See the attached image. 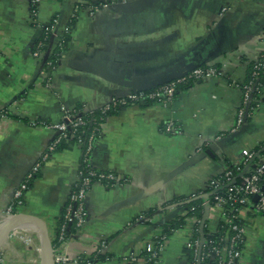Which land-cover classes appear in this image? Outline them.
I'll return each instance as SVG.
<instances>
[{
  "label": "crops",
  "instance_id": "1",
  "mask_svg": "<svg viewBox=\"0 0 264 264\" xmlns=\"http://www.w3.org/2000/svg\"><path fill=\"white\" fill-rule=\"evenodd\" d=\"M77 2L37 0L32 19L29 0H0V110L10 114L0 121V218L13 189L55 138L48 126L58 124L65 111L97 110L129 93L122 71L131 82L150 81L183 65H218L222 78L179 91L166 107L124 106L105 117L90 164L113 171L120 181L89 187L87 223L65 244L57 241L58 221L78 182L82 150L76 143L50 155L15 208L45 223L54 253L67 255L68 264L93 253L101 239L107 241L106 257L95 264H144L155 237L184 208L171 204L150 221L139 217L205 189L264 142V94L255 97L253 115L233 131L241 102L234 84L246 82L249 64L264 53V0H128L121 9L102 6L92 13L77 9ZM51 25L48 56L60 40L66 42L48 84L33 49ZM170 121L179 128L175 135L164 129ZM196 220L186 217L167 236L156 264H187ZM218 223L219 211L209 208L204 227L215 233ZM245 225L241 264H264V215H246ZM23 231L16 228L0 240V264H37L36 247L25 241L27 234L37 237Z\"/></svg>",
  "mask_w": 264,
  "mask_h": 264
},
{
  "label": "built area",
  "instance_id": "2",
  "mask_svg": "<svg viewBox=\"0 0 264 264\" xmlns=\"http://www.w3.org/2000/svg\"><path fill=\"white\" fill-rule=\"evenodd\" d=\"M78 7L83 3V0H77ZM128 0H93L95 5L87 4L83 9L89 10L91 13L96 11L99 7L109 6L115 3L127 2ZM31 18L35 16V7L37 0H29ZM226 9H222L224 12ZM53 25L44 28V37L47 38L52 34ZM42 39L37 41L34 45L33 56L41 58L43 60V67L41 76L45 79V82H50V72L53 70V65L48 61L49 57L43 48ZM57 47L61 50L60 58L62 57V50L64 49V43L62 40L58 43ZM46 57V59H45ZM261 57V56H260ZM257 58L254 63V72L252 74L255 79L259 71L264 72V60ZM45 59V60H44ZM60 60V59H59ZM223 72L220 69L215 68L213 65H209L206 68L201 66L187 73L181 78L172 80L156 89L152 90L148 94L145 91L137 93H128L119 97H113L108 105L100 108L102 112L107 111L111 106L123 107L134 106L142 104L145 101L153 100L155 104H159L163 107L170 105L175 95L177 94V85L186 82L188 80L199 83L212 78H222ZM241 93L240 106L236 111L233 131L243 126L247 118L251 117L255 112V105L257 99L255 96H262L264 94V83L253 84V81L246 83L234 84ZM94 111V110H93ZM93 111H65L61 121L58 124L50 125L48 127L56 131V136L49 143L45 153L41 158L30 168L19 184L13 189L11 193V201L4 211H2L1 219H9L16 215L15 208L21 205L24 192L28 189L29 184L34 177L39 173L44 162L50 157L51 154L62 144L76 143L82 150L81 165L78 172V182L71 189L67 196V202L63 214V223L58 229L57 241L59 245L66 243L68 235L75 232H79L87 223L88 214L86 210V196L89 187L93 183H100L106 181L111 186L117 184L120 179L113 171L95 169L90 164V154L92 152L93 145L97 139V136L101 132V128H94L91 134L82 138L77 134L79 128L90 125L92 121L85 120L82 114L92 113ZM8 109L0 110V121L8 117ZM32 126H36V122L30 123ZM165 131L168 134L175 135L179 131L174 122H167L165 125ZM96 133V134H95ZM220 139V136L218 137ZM255 151L250 150L244 153L240 163L233 166L234 168H224L218 175L210 179L205 189H201L198 192L190 195L191 199L202 196V192L211 189L214 195L211 200H208L209 208L219 211V223L215 233L222 230V234L219 239H204L202 231L200 230L201 219L196 220V226L192 229V239L186 245L187 251L190 252L187 256V264H241V259L245 250L247 233L245 218L246 215L259 216L264 215V155L259 158L256 163H253L255 157ZM238 174V180L236 175ZM223 191L219 193V191ZM204 205V203H203ZM172 209L173 205L160 206L158 211ZM2 221V220H1ZM138 221H150L143 215L139 217ZM166 237L161 233L155 237L153 245L147 249L145 253L144 264H156L160 253L164 247ZM107 248V241L101 239L94 252L103 253ZM91 254L83 252L73 261L77 264H95L91 260ZM126 260V259H125ZM130 261H135L136 258L130 257ZM1 261V258H0ZM70 259L65 254L54 253L53 264H68Z\"/></svg>",
  "mask_w": 264,
  "mask_h": 264
},
{
  "label": "trees",
  "instance_id": "3",
  "mask_svg": "<svg viewBox=\"0 0 264 264\" xmlns=\"http://www.w3.org/2000/svg\"><path fill=\"white\" fill-rule=\"evenodd\" d=\"M80 4L81 5L78 7V9L79 8L83 9L87 4L95 5L93 0H83V3H80ZM49 38H50V36L47 37V38H42V41H43V44H44L43 48H42L43 52H45L47 50V47L49 45ZM65 42L66 41L64 39V41H63L64 46H65ZM60 54H61V50L58 47L55 48V50L52 51L48 61L51 62L53 67L57 66L58 61L60 59ZM260 59L264 60V53L261 55ZM207 66H209V65H202L201 67L202 68H206ZM213 66L215 68H217V69H220L218 65H213ZM253 72H254V63H250L249 66H248V76H247L246 82L252 80L253 84H256V85L259 84V83H264V72L262 70L259 71V73H258V75H257V77L255 79L252 76ZM193 84H195L194 81L188 80L186 82H183V83L177 85V89H178L177 94L179 93V91H181V90H183V89H185V88H187V87H189V86H191ZM156 88L157 87H155V88H153L151 90H147V91H145V93L148 94L149 92H151L152 90H154ZM177 94L175 95V97L177 96ZM150 104H155V103H154L153 100H148L147 99V101H145L144 103H142V104L139 103L137 105L138 106H146V105H150ZM119 108L120 107H117V106H111L105 112H102L100 109H97V110H94L91 114L90 113H86V114L83 113L82 117L85 120H88V121L91 120L92 123H90V125L87 124L86 126L79 128L78 131H77V134L80 137H82V138L88 137L91 134V132L93 131L94 128H101V124L105 120V117H107L109 114H111L113 112H116ZM74 111L81 112L82 111V107H77ZM9 116H10V114L8 115V117ZM177 129L179 131L178 127H177ZM59 147H61V146H59ZM253 151H255L256 155L253 158L252 162L256 163L259 160V158L264 155V142L261 143L260 145H258L257 147H255L253 149ZM229 167L234 168L233 166H229ZM235 175H236V180H238V176L239 175L238 174H235ZM263 182H264V180H263ZM102 184L111 186V184L107 183L106 181H102ZM222 192H223L222 190L219 191V193H222ZM208 193H211V195L209 196V200H211L213 195H214V192L210 188L202 192L203 195L208 194ZM171 204H178L179 206L184 208V214L181 217H179L178 220L170 222L169 224L167 223L166 225H164L163 230H162V234L166 238L172 231H174V229H176L179 226L183 225L184 219L186 217L194 215L198 219H201L202 215H203V201L201 199V196L197 197V198H194V199H191L190 197L189 198L179 197V198H176V199H174L172 201H169V202L165 203L162 207L167 206V205H171ZM158 212H160V211H158V209H153L149 213H145L143 216L145 218H147V220H151ZM62 223H63V218L58 221V228L62 225ZM72 232H75V231L73 230ZM202 234H203V237H204L205 240L206 239H212V238L219 239V237L222 234V230L219 229V231L217 233H209L207 231L206 227H204L203 231H202ZM53 244H54V242H53ZM55 246H56V244H55ZM53 247H54V245H53ZM187 253H188L189 257H190V252L187 251ZM142 256L144 257L143 254H142ZM105 257H106V254L104 252L103 253L93 252L91 254V258L90 259L93 260L94 262H96L98 260L104 259Z\"/></svg>",
  "mask_w": 264,
  "mask_h": 264
},
{
  "label": "water",
  "instance_id": "4",
  "mask_svg": "<svg viewBox=\"0 0 264 264\" xmlns=\"http://www.w3.org/2000/svg\"><path fill=\"white\" fill-rule=\"evenodd\" d=\"M126 4H127V2H124V3L118 2V3H115L113 5H109V7H115V8L121 9ZM47 55H48V51L46 53V57H47ZM46 57H45V59H46ZM198 67H200V66L199 65H195V66L183 65L179 70H177L173 73H170L168 75H164L158 79L150 80V81L135 80V81L131 82V81H129V73H127L126 71L121 72V78H124V77L126 78L127 81L125 82V84L129 88H131V91L129 93H137V92H141V91L151 90L155 87L161 86V85L168 83L172 80L181 78L184 75H186L187 73L191 72L192 70H194ZM207 154L211 155V152L207 151ZM210 195H211V193H208V194L201 196V199L204 203L203 215H202L200 225H199L201 231L203 230L205 222H206L207 217H208V210H209L208 200H209ZM7 220H8V223L0 228V240L3 237L7 236L10 231L18 228V225L22 221L33 223L37 227V233H38L39 240H40L41 246L43 248V254L45 257V264H53L54 251H53L52 243L49 239L47 227H46L45 223L40 218L34 217V216H29V215L16 214Z\"/></svg>",
  "mask_w": 264,
  "mask_h": 264
},
{
  "label": "bare ground",
  "instance_id": "5",
  "mask_svg": "<svg viewBox=\"0 0 264 264\" xmlns=\"http://www.w3.org/2000/svg\"><path fill=\"white\" fill-rule=\"evenodd\" d=\"M7 223H8V220L1 221L0 222V228L3 227L4 225H6ZM18 229H21V230H24V231H28L30 234L36 236L39 239V236H38V233H37V227L33 223L22 221L18 225ZM35 253L38 256L37 264H45V257H44V254H43V248L41 246V243L39 244L38 247L35 248Z\"/></svg>",
  "mask_w": 264,
  "mask_h": 264
},
{
  "label": "rangeland",
  "instance_id": "6",
  "mask_svg": "<svg viewBox=\"0 0 264 264\" xmlns=\"http://www.w3.org/2000/svg\"><path fill=\"white\" fill-rule=\"evenodd\" d=\"M1 220H5V219H1L0 218V222H1ZM21 231H23V230H21ZM25 234H26V231H23ZM25 241H26V243H27V245H29L30 247H32L33 249H34V247H38L39 246V244H40V240H38L37 238H36V240H34L30 235H26V237H25ZM33 241V242H32ZM38 241V242H37ZM34 245V246H33Z\"/></svg>",
  "mask_w": 264,
  "mask_h": 264
}]
</instances>
